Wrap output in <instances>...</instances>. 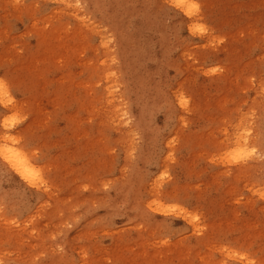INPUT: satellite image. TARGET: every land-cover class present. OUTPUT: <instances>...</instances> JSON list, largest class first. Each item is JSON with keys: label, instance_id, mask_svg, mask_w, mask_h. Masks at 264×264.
<instances>
[{"label": "rangeland", "instance_id": "rangeland-1", "mask_svg": "<svg viewBox=\"0 0 264 264\" xmlns=\"http://www.w3.org/2000/svg\"><path fill=\"white\" fill-rule=\"evenodd\" d=\"M188 1L0 0V264H264V0Z\"/></svg>", "mask_w": 264, "mask_h": 264}, {"label": "bare ground", "instance_id": "bare-ground-1", "mask_svg": "<svg viewBox=\"0 0 264 264\" xmlns=\"http://www.w3.org/2000/svg\"><path fill=\"white\" fill-rule=\"evenodd\" d=\"M171 1L175 3L178 9L180 8L186 13L189 27L192 26L193 29L198 27V23L193 17L195 12L193 4L188 0ZM7 98V90L0 84V103L5 108H7L11 102V99ZM118 120L120 121V118H118ZM10 141V136L7 135V131L3 132V135L0 137V160L24 182L32 186L35 185V179L38 176L36 167L31 163L30 157L23 151L15 149Z\"/></svg>", "mask_w": 264, "mask_h": 264}]
</instances>
